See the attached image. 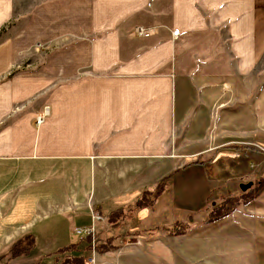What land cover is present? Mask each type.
Listing matches in <instances>:
<instances>
[{
	"label": "crops",
	"instance_id": "0c3cea01",
	"mask_svg": "<svg viewBox=\"0 0 264 264\" xmlns=\"http://www.w3.org/2000/svg\"><path fill=\"white\" fill-rule=\"evenodd\" d=\"M137 24L155 29L139 36ZM3 27L0 263L84 258L89 237L75 227L99 213L98 243L111 249L97 252L98 264H156L159 252L189 264L195 249L203 264H264V0H0ZM37 41L65 42L34 67L19 62ZM12 71L20 74L7 78ZM51 168L86 176L46 178ZM230 171L252 181L240 195L219 190ZM29 193L42 211L15 229L2 204ZM175 193L187 205L191 193L236 200L219 218L205 212L195 233L173 228ZM119 207L126 218L109 225L106 213ZM233 237L242 249L221 253ZM19 238L28 250L11 256Z\"/></svg>",
	"mask_w": 264,
	"mask_h": 264
},
{
	"label": "rangeland",
	"instance_id": "374dc122",
	"mask_svg": "<svg viewBox=\"0 0 264 264\" xmlns=\"http://www.w3.org/2000/svg\"><path fill=\"white\" fill-rule=\"evenodd\" d=\"M15 24H17V23L14 22V26H11V25L9 26V33L13 34L16 30H18V27L15 26ZM4 35H5V33L2 36H4ZM61 43H62V41H60L58 44L56 43V41H48V43L37 41L32 45V47H33L32 50H29V52L26 53L24 56L20 55L18 57V61L24 62L25 59H28V61L31 62L30 63L31 65L29 67H34V65L38 64L39 61L46 56L45 54L47 53V50H49L50 47L54 48L56 45H59ZM32 51H35V52H32ZM15 75H17V74H15ZM202 138H204V137H202ZM194 141H196V143L198 142L197 140H194ZM197 144H193V145L196 146ZM202 156L203 157H200V158H206L208 156V154H203ZM220 156H221V154L219 156L217 154H215L214 160L219 159ZM206 161H208V160H206ZM210 161H213V159ZM204 169L205 168L203 166V175H205ZM207 170H209V174L213 177V171L214 170L216 171V167H214V164H210L206 167V171ZM259 171H260V169H258L256 171V173L253 174L254 176H252V178L254 180H257L259 178L258 177ZM69 173H72L74 175L77 174L78 179H81V180H83L86 176V170L85 169L75 168L72 170H70V169H68V170H65V169L54 170L53 168H51V169H48L45 171V177L46 178L56 177V178L66 179L68 177V175H70ZM198 176H199V174H196V177H198ZM244 179H246L245 176L241 177L240 174L230 171L229 175L224 176V180L220 184L219 190L221 192H225L229 188H232L231 185H233V187L237 191V194L239 193V195H240L241 193H243L245 191V190L244 191L241 190V187H240V183L245 182V181H243ZM253 182H254V186H252V187H255V181H253ZM64 186L66 188H68L70 185L68 183H66ZM209 194H210V192L208 193V195ZM208 195H201V193H198L197 195H195V194L191 193L189 196V199L186 201V203H188V205H187V204H182L180 199H176L177 193H175L174 198L176 199V202H175V207H173L174 208V210H173V212H174L173 228L174 229L184 228L186 230H189L190 232L194 231L195 233L197 231H199V229H200L199 227L202 225L201 220H202L205 212L207 213V218H209V216H211L212 211L216 210L227 199V198H224V199L222 198V199L218 200V202L216 201L217 204L215 205V203H213L212 197L209 198ZM214 196H216V195H214ZM150 198H151L150 193H145L142 196L143 201L150 200ZM237 198H239V197L237 196ZM164 200H165V196L163 198H160V206H164V203L166 202ZM36 202H37V198H36V195H34V193H29L28 195H25L23 197L20 196L17 199H15V197H13L11 200L7 199V201H4L2 204L3 209L5 210V212H4L5 218L9 222H11L13 220L15 222H19L18 226L15 229H17L19 226H21L22 224H24L26 222L30 223L32 220H34L35 218L38 217L34 213L37 211L38 212L42 211L41 204L38 206V205H36ZM90 204L95 205L94 202L90 203ZM116 215L113 218H115ZM162 218L164 219L165 217H162ZM104 221H106V215H105ZM126 221H127V219H126ZM210 239H212V237L204 235L203 236L204 245H207ZM96 240H97L96 250L98 253H102L103 252L102 250L105 251V250L111 249V248H109L110 245L107 243L104 244L105 248H101L100 246H98L97 233H96ZM39 242L44 243V241L42 239H39ZM194 244L196 245V243H194ZM241 249H242V245H241L240 238L239 237H233L231 239V241H229L228 244H226V245L224 244L222 246L221 253L230 252L231 255L232 254L236 255L237 253H239L238 251H240ZM61 252L60 253H51V254H49L48 257H51V260L54 262L56 260L57 256L60 255L61 257H64ZM186 253L188 254L187 250H186ZM189 258H190L189 264H203L202 263L203 254L197 253L196 249L194 251H192L191 254H189ZM153 259L156 261V264H174V262H176L173 259V263H172V260L170 259V257H168V260H167L166 256H164V253H163V255H161L160 252H159V255L157 256V259H156V257H154ZM0 264H2V263H0ZM36 264H43V262L42 263L39 262Z\"/></svg>",
	"mask_w": 264,
	"mask_h": 264
},
{
	"label": "trees",
	"instance_id": "16d2710c",
	"mask_svg": "<svg viewBox=\"0 0 264 264\" xmlns=\"http://www.w3.org/2000/svg\"><path fill=\"white\" fill-rule=\"evenodd\" d=\"M3 32H4V27L0 29V36ZM15 74L18 75L19 72L13 71L7 75V78H11ZM198 161L203 162V160L200 161L199 159H196L194 162H198ZM160 190H161V186H159L158 189L154 192L153 197L157 196V194L160 192ZM142 196H143V194L136 201L137 206H144V205L148 204L149 200L143 201ZM235 200H236L235 198L234 199L233 198L226 199L225 202H223L216 210L212 211L211 216H209V219H216V218H219V217L223 216L224 214L228 213L229 210L231 209V205L235 202ZM96 208L99 211H101V205L97 204ZM127 211H128L127 209L125 210L124 208L119 207V208H116V209L106 213L107 223L109 225L119 224L121 221H123L126 218ZM115 215H116V217L113 218ZM178 229L179 228H176V230H178ZM177 232L181 233L182 231L180 230ZM98 246H100L101 248H105L104 243H102V242L98 243ZM26 250H28V247L22 246L20 243V238H19L13 242L8 253L11 256H13V255H17L23 251H26ZM102 251H104V250H102ZM82 260H83V257L81 255H69L68 257L66 256L64 258V260L62 261L61 264H81Z\"/></svg>",
	"mask_w": 264,
	"mask_h": 264
},
{
	"label": "built area",
	"instance_id": "2783aa9c",
	"mask_svg": "<svg viewBox=\"0 0 264 264\" xmlns=\"http://www.w3.org/2000/svg\"><path fill=\"white\" fill-rule=\"evenodd\" d=\"M154 29L155 28L151 26H144L141 24H137L133 27V32L139 36H149L153 33ZM172 34L177 35L178 30L174 29L172 31ZM48 113H49V106L48 104H45L43 109L36 114L35 122L39 124ZM93 218H94V223L91 226L75 227V231L77 233L89 237V240H90L89 241L90 252L83 258L81 264H98L97 250H96V245H97L96 222L98 220H101L102 217L99 213H94Z\"/></svg>",
	"mask_w": 264,
	"mask_h": 264
},
{
	"label": "water",
	"instance_id": "95a60500",
	"mask_svg": "<svg viewBox=\"0 0 264 264\" xmlns=\"http://www.w3.org/2000/svg\"><path fill=\"white\" fill-rule=\"evenodd\" d=\"M251 184H252V181L242 182L240 184V187H241L242 190H246L249 186H251Z\"/></svg>",
	"mask_w": 264,
	"mask_h": 264
}]
</instances>
